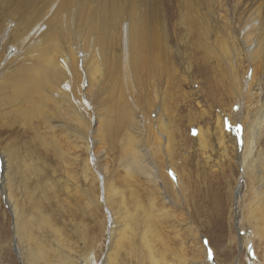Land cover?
Here are the masks:
<instances>
[{
	"label": "rangeland",
	"instance_id": "obj_1",
	"mask_svg": "<svg viewBox=\"0 0 264 264\" xmlns=\"http://www.w3.org/2000/svg\"><path fill=\"white\" fill-rule=\"evenodd\" d=\"M133 2L136 0H123L129 8ZM161 7L166 9V26L171 43L174 44V49L179 50V54L174 51L173 57L178 66L176 68L180 80L175 82L176 87L172 84L168 88L165 106L166 112L173 119V129L176 130L173 135H176L177 141V149L170 150L169 159L156 153V144H147L144 137L134 132H131L129 137L126 135L128 142H124L122 147L120 141L115 145L108 140H101L95 144L96 147L92 145L88 152L86 146H83V141L79 143L81 146L77 147L78 149L72 148L69 142L65 145L61 136L51 137L52 128L48 113L44 120L35 119L31 126L35 127L40 136L48 139L46 145H43L29 124L25 125L24 119H16L14 116L15 110L22 108V104L15 100L17 96L11 89L7 90L4 106L6 113L0 118V151H7L10 156V167L5 169L4 173L10 177V182L15 183L11 182L12 191L20 201L22 210H25L26 215L30 213L28 223L34 236L33 248L39 256L36 264H83L81 260L88 253L90 258L96 254L99 263L110 253L108 264H137L132 250H146L145 240L149 241L148 244H153V247L159 250L157 252L163 253L164 256H158V259L169 264H192L191 260H198L197 264H210V261L215 264H251V261L258 258L259 261H264V244L257 239L255 244L254 241H249L246 246L243 239L244 230L241 232L239 225L237 226L235 195L240 188L242 173L233 141L227 138L226 152L219 144L222 124L221 121L217 123L218 113L223 118L225 113L229 116L238 110L237 104L231 108L232 103L237 100L233 89H242L243 73L248 65L242 61L243 55L239 56L241 59L238 62L231 60L234 50L237 51L240 47L241 52L244 51L238 39L234 41L233 38L238 37L243 25L250 23L252 18L264 19V0H161ZM209 8L213 9L211 14ZM203 30L208 33L204 39L210 40L200 47L197 41ZM218 34L220 35L217 36ZM226 46L229 47V53L225 52ZM227 61H231L234 69L239 71V86H233L231 83L228 65L231 63ZM260 80H264V58L258 63L256 81ZM256 86L251 88L253 93L246 96L247 103L254 105V109L261 105L260 100L264 94V88L260 91ZM93 92L90 97L93 98L96 115L88 111L87 117L91 119L92 116H97L101 120L109 105L104 106L105 96L97 97ZM141 108L145 111L149 106ZM117 112H120L119 108L114 106L109 116L112 122L116 120ZM133 117L134 114L130 116ZM114 125L115 122L112 126ZM94 126L100 129L101 122L98 120ZM198 127L203 128L202 143H197L196 138H193L197 136ZM236 127L241 130L239 125L235 126V129H232L234 134ZM94 135L96 136V133ZM101 135L102 132L98 137L102 138ZM51 141L59 144L64 151L68 150L69 154L58 156L51 146ZM93 150L105 152L100 158L98 168H107L110 189L121 192L127 206L132 209L128 210L125 204H114L112 198L110 199L109 204L114 209L120 228L125 232L120 242L110 250L107 230H104L107 210L103 205H99L97 199L99 192L101 200L103 194L102 184L96 179ZM258 152L261 153L260 161L264 175V126ZM156 163H159L161 169V180H165V167L176 163L175 167H179L183 175L184 200L190 202H183V206L174 208L164 202L158 191L160 186L157 187L152 176H149ZM40 168L47 169L46 173L37 176L34 170ZM167 172L172 178L170 169ZM2 174L1 165L0 184ZM259 181L256 173L247 170L245 196L249 195V199L243 198V194L239 202L242 221L246 224L252 204L250 194L253 186L260 185ZM137 194L146 209L144 216L147 221L134 226L135 221L140 222V219L144 218L142 212L136 213L134 205H131L133 195ZM152 202L155 204L154 208L151 207ZM260 204L254 213L259 216L261 222L264 217L260 214L264 206ZM8 207L0 195V254L6 264H22L16 243L14 239L13 242L10 239L14 233L13 219L10 218L12 212ZM161 209L166 214H161ZM45 217L59 229L57 232L48 229ZM148 224L153 227L152 234H148ZM240 233L242 241L238 236ZM2 247L6 254L3 253ZM255 247L258 250L257 256L254 255L257 254ZM7 256L12 259L9 260Z\"/></svg>",
	"mask_w": 264,
	"mask_h": 264
},
{
	"label": "bare ground",
	"instance_id": "obj_2",
	"mask_svg": "<svg viewBox=\"0 0 264 264\" xmlns=\"http://www.w3.org/2000/svg\"><path fill=\"white\" fill-rule=\"evenodd\" d=\"M211 11L213 9L209 8L210 14ZM167 28L166 9L161 7V0H136L130 8L123 3V0H0V118L6 113L5 99L7 100V90L11 89L17 96L15 100L22 104V108L15 110L16 119H24L25 125L29 124L31 127L35 119L43 118L44 120L48 113L52 128L51 137L61 136L65 145L69 142L72 148H77L83 141V146H86L88 152L92 149V145L96 147L95 144L101 140H108L115 145L120 141L122 147L124 142H128L126 135L129 137L130 133L134 132L144 137L147 144H156L154 145L156 153L169 159L170 150L176 148L177 141L176 135H173L176 132L173 129V119L166 112L165 106L168 88L172 84L176 87L175 82H179L180 76L173 57L174 51L176 50L179 54V50L174 49ZM207 35L208 33L204 30L200 32L197 41L200 47L210 40L204 39ZM236 39L243 46L244 51L241 52L240 47L239 51L234 50L231 60L238 62L241 59L239 56L243 55L242 61L247 62L248 65L243 73L242 89H233L237 100L232 103L231 108L237 104L238 110L230 113L229 116L225 113L223 118L218 113L217 123L221 121L222 124L219 144L226 152L227 138L233 141L242 173L240 188L235 195V209L238 215L237 226L239 225L241 232L244 230V243L246 245L249 241L250 243L254 241L253 244H255L258 239L264 244V219L260 222L259 216L254 213L260 203L264 206L263 165L260 161L261 153L258 152L264 126V94L260 100L261 105L255 107L256 109L246 100V96L253 93L251 88L254 85H257L260 91L264 88V80L256 81L258 63L264 58V19L254 17L250 23L246 22L240 33L238 32V37L233 38L234 41ZM226 48L225 52L229 53V47L226 46ZM228 65L232 85L239 86L241 83L239 71L234 69V64ZM92 91L97 97L105 96L104 106L109 105L101 120L97 116L94 117L96 107L93 104V98L90 97ZM146 105L149 108L144 111L141 107ZM114 106H117L120 112H117L116 120L112 122L109 116ZM88 111L94 114L91 119L87 117ZM132 114L134 117L130 118ZM97 119L101 122L100 129L94 126ZM237 125L241 127V130H237L236 127V134H234L232 129H235ZM31 128L44 145L48 139L40 136L35 127ZM101 132L102 138L98 137ZM58 133L60 135H57ZM202 134L203 128L198 127L197 136L193 137L196 138L197 143L204 142ZM51 146L58 156L69 154L68 150L64 151L59 144L52 141ZM104 153L93 150V165L96 166V179L102 184L103 199L100 198V192L97 199L99 205H103L107 210L104 230H107L110 250V248L114 249L125 235L120 228L114 209L109 204L110 199L112 198L114 204H125L128 210L131 208L127 206L121 192L110 189L107 168H101V170L100 167L98 168ZM153 153L156 155L155 152ZM126 154L128 156V153ZM8 161L10 156L7 151H0V163L3 169L0 195L9 206L12 212L10 218L13 219L14 236L10 239H12L11 242L14 239L16 243L22 264H36L39 256L33 248L34 236L28 223L30 213L27 216L25 210H22L20 201L12 191V181L10 182V177L4 173V170L10 167ZM158 164L153 165L149 176H152L157 187L160 186L158 191L164 202L173 208L180 207L183 202L187 204L189 200H184L183 175L179 167H175L176 163L168 164L164 169L166 173L163 181ZM169 169L172 178L168 175ZM46 170L40 168V170L35 169L34 172L40 176L46 173ZM247 170L257 174L260 185L252 188L251 211L248 212L246 224L242 221L239 202L243 194V198L249 199V195L245 196ZM137 195H133L131 205H134L136 213L141 211L144 218H141L140 222L135 221L134 226L147 221L144 216L146 209L141 204L140 195ZM192 201L195 204L194 200ZM154 206L152 202L151 207L154 208ZM160 211L161 214H166L162 209ZM260 216L264 217V209ZM45 218L48 229L57 232L59 229L49 223V218ZM149 227L148 234H152L153 227L151 224ZM144 231L143 233L146 234V230ZM241 235L242 233L238 234L240 241H242ZM148 242L144 241L146 250L138 248L132 250V254L137 258V264H169L158 259V256H164L163 253L157 252L159 250ZM2 249L6 254L3 247ZM255 253L257 254L254 255L257 256L256 247ZM94 255L90 258L88 253L81 261L83 264H108L110 253L105 255L101 263L97 260L96 254ZM8 259L11 260V256ZM258 259L251 261V264H264V261ZM191 262L197 264L198 260H191ZM209 263L215 264L211 261ZM0 264H6L2 254H0Z\"/></svg>",
	"mask_w": 264,
	"mask_h": 264
}]
</instances>
